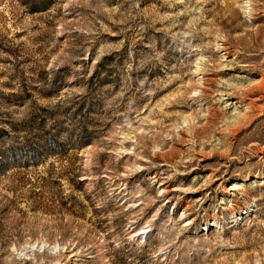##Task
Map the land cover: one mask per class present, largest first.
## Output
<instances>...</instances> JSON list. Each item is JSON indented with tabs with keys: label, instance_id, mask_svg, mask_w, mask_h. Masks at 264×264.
I'll list each match as a JSON object with an SVG mask.
<instances>
[{
	"label": "rangeland",
	"instance_id": "rangeland-1",
	"mask_svg": "<svg viewBox=\"0 0 264 264\" xmlns=\"http://www.w3.org/2000/svg\"><path fill=\"white\" fill-rule=\"evenodd\" d=\"M0 264H264V0H0Z\"/></svg>",
	"mask_w": 264,
	"mask_h": 264
},
{
	"label": "bare ground",
	"instance_id": "bare-ground-1",
	"mask_svg": "<svg viewBox=\"0 0 264 264\" xmlns=\"http://www.w3.org/2000/svg\"><path fill=\"white\" fill-rule=\"evenodd\" d=\"M226 54H230V51L229 50H227V53ZM206 83V82H205ZM242 91H245V89L244 88H242L241 89ZM229 95V94H228ZM230 95L232 96V92L230 93ZM246 97H245V102L244 101H242V102H240L241 103V107H243L244 108V111L246 112V111H249V109L252 107V105H251V102L249 103V101L251 100L249 97H248V94L247 95H245ZM246 99H248L249 101H246ZM251 106V107H250ZM243 111V112H244Z\"/></svg>",
	"mask_w": 264,
	"mask_h": 264
}]
</instances>
